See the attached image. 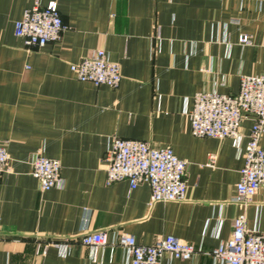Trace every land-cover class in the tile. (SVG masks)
I'll return each mask as SVG.
<instances>
[{"label":"crops","instance_id":"obj_1","mask_svg":"<svg viewBox=\"0 0 264 264\" xmlns=\"http://www.w3.org/2000/svg\"><path fill=\"white\" fill-rule=\"evenodd\" d=\"M34 2L0 0V146L9 155L0 264H129L122 247L82 243L99 230L110 242L122 233L144 245L174 236L200 251L162 264H223L210 253L244 211L234 197L253 116L243 120L239 146L195 137L190 113L198 93L234 96L242 76L264 73V0H41L58 5L67 29L29 48L15 24ZM243 35L251 44H240ZM98 50L120 65L117 88L71 71ZM116 137L169 147L186 161V200L151 205L148 183L107 184L105 155ZM37 155L61 164L49 191L31 174ZM245 212L248 227L264 233V187Z\"/></svg>","mask_w":264,"mask_h":264},{"label":"built area","instance_id":"obj_2","mask_svg":"<svg viewBox=\"0 0 264 264\" xmlns=\"http://www.w3.org/2000/svg\"><path fill=\"white\" fill-rule=\"evenodd\" d=\"M65 25L58 5H43L35 0L23 17L15 24L16 36L29 48H41L61 39ZM240 44L249 45L251 39L243 35ZM82 82L95 86L117 88L123 75L120 65L113 62L104 50L82 58L70 66ZM253 116V125L244 146V166L236 185L234 203L244 211L234 220L233 232L210 255L223 264H264V233L250 229L245 209L253 204L258 191L264 187V148L260 146L264 136V73L259 76H242L237 95L218 92H200L194 98L190 113L191 132L198 138L232 139L239 146L243 120ZM9 155L5 145L0 146V177L8 168ZM215 157L211 156L212 165ZM107 184L128 181L130 189L140 183L151 188V205L155 203L184 202L186 200L187 162L178 158L169 148H153L141 140L116 137L105 155ZM61 164L58 160L37 155L32 162L31 174L43 191H49L61 182ZM81 241L94 250L105 247H122L128 253L129 264H162L169 260L188 261L200 251L177 237L158 239L152 245L140 244L135 237L122 233L110 242L105 230L86 232Z\"/></svg>","mask_w":264,"mask_h":264}]
</instances>
